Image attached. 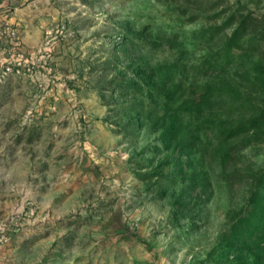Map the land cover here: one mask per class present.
<instances>
[{
    "label": "rangeland",
    "instance_id": "374dc122",
    "mask_svg": "<svg viewBox=\"0 0 264 264\" xmlns=\"http://www.w3.org/2000/svg\"><path fill=\"white\" fill-rule=\"evenodd\" d=\"M5 2L0 264H264V0Z\"/></svg>",
    "mask_w": 264,
    "mask_h": 264
},
{
    "label": "trees",
    "instance_id": "16d2710c",
    "mask_svg": "<svg viewBox=\"0 0 264 264\" xmlns=\"http://www.w3.org/2000/svg\"><path fill=\"white\" fill-rule=\"evenodd\" d=\"M246 20H247V18H243L240 21L238 26L235 28L231 38H233L234 36H236V35L241 33V31L243 30V26H245L244 24H245ZM203 97L205 98L206 95L203 94V92H202V94H199V98L201 99ZM168 114H169V116L173 117V114H171V113H168ZM258 121H259V117L258 116H254V117L250 118L247 121L241 122V123L237 124L236 126H233L231 129H229L228 135L231 136V135L238 134V133H240L242 131H246V130L250 129L251 127H254L255 125H257ZM171 124H172V127H173L174 123L172 122ZM171 124H170V126H171ZM170 131H171V129H167L166 130V132H170ZM261 201L262 200H259L258 203H261ZM263 207H264V205H263ZM246 219H247V221L251 222L254 225L253 228L248 227V229L250 228V229L254 230L255 227L256 228L260 227V226L262 227L264 225V208L262 209L260 215H257L255 207L251 208V214Z\"/></svg>",
    "mask_w": 264,
    "mask_h": 264
},
{
    "label": "crops",
    "instance_id": "0c3cea01",
    "mask_svg": "<svg viewBox=\"0 0 264 264\" xmlns=\"http://www.w3.org/2000/svg\"><path fill=\"white\" fill-rule=\"evenodd\" d=\"M6 6H8L7 2H5V0H0V24L4 22L5 16L10 14V12L4 13V11L7 10ZM2 33L3 32L0 31V91L4 87V83L8 78L7 76L5 77L3 74H1V71L7 61L6 53L8 52L9 47L7 38Z\"/></svg>",
    "mask_w": 264,
    "mask_h": 264
},
{
    "label": "built area",
    "instance_id": "2783aa9c",
    "mask_svg": "<svg viewBox=\"0 0 264 264\" xmlns=\"http://www.w3.org/2000/svg\"><path fill=\"white\" fill-rule=\"evenodd\" d=\"M9 33H10V35H11L12 37H14L15 34H16V30H15V29L9 30ZM5 72H6V71H4V73H5ZM3 75H4V74H3ZM4 238H5V236H4L3 234L0 233V244H1V242H3Z\"/></svg>",
    "mask_w": 264,
    "mask_h": 264
}]
</instances>
